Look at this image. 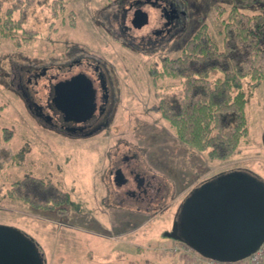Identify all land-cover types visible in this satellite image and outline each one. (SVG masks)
<instances>
[{
	"label": "rangeland",
	"instance_id": "obj_1",
	"mask_svg": "<svg viewBox=\"0 0 264 264\" xmlns=\"http://www.w3.org/2000/svg\"><path fill=\"white\" fill-rule=\"evenodd\" d=\"M114 1H4L1 12L16 4L11 18L19 21L24 11L25 22L18 30L0 28L10 35H0V127L9 126L14 133L0 143V224L19 228L35 240L45 264H191L170 260L175 255L171 246L177 243L163 232L171 229L187 193L205 178L224 170L249 169L264 179V80L252 88L244 80L247 136L226 159H211L206 151L178 139L155 108L157 87L177 91L182 81L156 79L151 68L159 55H177L202 23L221 46L222 18L231 0H180L186 9L183 32L146 48L122 42V16ZM260 4L241 8L254 13L264 9ZM147 9V22L128 29L127 35L141 36L157 26L156 10ZM68 51L105 61L118 90L110 124L91 136L65 137L42 127L6 78L13 65L63 64ZM55 74L61 78L68 71ZM123 153L137 155L141 169L161 181L160 200L147 205L121 190L116 197V186L106 174ZM25 174L52 179L68 191L67 214L60 216L55 208H36L13 196L14 182Z\"/></svg>",
	"mask_w": 264,
	"mask_h": 264
},
{
	"label": "trees",
	"instance_id": "obj_2",
	"mask_svg": "<svg viewBox=\"0 0 264 264\" xmlns=\"http://www.w3.org/2000/svg\"><path fill=\"white\" fill-rule=\"evenodd\" d=\"M4 1L0 0V28H22L25 12L22 11L19 21L12 19V12L18 8L13 6L18 5L10 6L3 14ZM255 2L264 6V0H231L227 16L222 18L221 46L202 23L177 55L161 54L151 68L156 79L165 76L182 81L177 91L158 86L155 108L178 139L206 151L211 159H226L247 136L244 80L248 79L251 88L264 80V9L247 13L241 8ZM224 11L223 7L220 14ZM8 34L9 31L0 29V35ZM13 136L11 127H0V143ZM14 183L10 190L13 196L36 208H55L60 216L67 214L70 193L52 179L25 174Z\"/></svg>",
	"mask_w": 264,
	"mask_h": 264
},
{
	"label": "water",
	"instance_id": "obj_3",
	"mask_svg": "<svg viewBox=\"0 0 264 264\" xmlns=\"http://www.w3.org/2000/svg\"><path fill=\"white\" fill-rule=\"evenodd\" d=\"M148 20L146 11L129 16L134 27ZM54 106L66 120L84 121L96 108L95 89L79 72L55 84ZM37 108H41L36 104ZM50 116H47V119ZM118 183L124 179L119 178ZM164 237L184 242L200 255L235 261L264 240V180L248 169L216 173L193 187L183 199ZM0 264H45L36 242L19 228L0 224Z\"/></svg>",
	"mask_w": 264,
	"mask_h": 264
},
{
	"label": "flooded vegetation",
	"instance_id": "obj_4",
	"mask_svg": "<svg viewBox=\"0 0 264 264\" xmlns=\"http://www.w3.org/2000/svg\"><path fill=\"white\" fill-rule=\"evenodd\" d=\"M113 3L117 4L116 7H120L117 12L122 16L119 23L121 28L120 39L124 43L127 40L130 41L129 43L133 48H146L147 44L155 43L158 39L166 42L171 41L186 27L183 20L186 9L180 0H115ZM149 7L156 10L157 26L141 36L131 35L130 37L127 35V30L134 28L129 21V16L136 9L148 11L147 8ZM126 21L129 25L125 24ZM67 55L69 58L67 57V62L63 64H29L28 66H15V68L13 65L7 76L8 83L21 96L33 119L42 127L60 136L86 137L106 130L115 112L114 105L118 95V90H116L111 76L110 66L101 58L84 52L74 55L68 51ZM72 67H77V69L70 72ZM60 70L68 71V74L59 78L55 72ZM79 72H83L93 83L96 108L87 120H66L62 112L54 106L53 98L57 95L55 84ZM36 104L40 105L41 108L35 109ZM47 116L50 118L47 119ZM136 157L137 155L132 153L118 155L110 164L106 176L116 186L115 195L117 198L119 193H124L125 196L133 197L135 201L143 203L146 201L149 205L153 201L160 200L162 183L155 174H149L146 170L141 169ZM111 158L113 159V156ZM117 169L120 171L119 178L124 179L122 183H118L115 177Z\"/></svg>",
	"mask_w": 264,
	"mask_h": 264
},
{
	"label": "built area",
	"instance_id": "obj_5",
	"mask_svg": "<svg viewBox=\"0 0 264 264\" xmlns=\"http://www.w3.org/2000/svg\"><path fill=\"white\" fill-rule=\"evenodd\" d=\"M179 247H174L173 251H177ZM185 250L190 251L189 248L185 247ZM193 259L199 261L202 264H264V241L262 244L249 256L236 260V261H218L214 259L205 258L202 256L194 255Z\"/></svg>",
	"mask_w": 264,
	"mask_h": 264
},
{
	"label": "crops",
	"instance_id": "obj_6",
	"mask_svg": "<svg viewBox=\"0 0 264 264\" xmlns=\"http://www.w3.org/2000/svg\"><path fill=\"white\" fill-rule=\"evenodd\" d=\"M176 255V254H175ZM171 255V256H173L170 260H172V259H179V260H181V261H185V259L182 257V256H179V255ZM189 263H191V262H189ZM192 264V263H191Z\"/></svg>",
	"mask_w": 264,
	"mask_h": 264
}]
</instances>
